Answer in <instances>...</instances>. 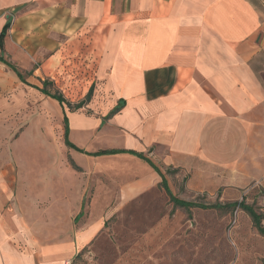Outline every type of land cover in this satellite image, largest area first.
Here are the masks:
<instances>
[{"label":"crops","instance_id":"crops-1","mask_svg":"<svg viewBox=\"0 0 264 264\" xmlns=\"http://www.w3.org/2000/svg\"><path fill=\"white\" fill-rule=\"evenodd\" d=\"M8 20L4 59L13 66L19 53L34 63L43 50L44 68L55 79L70 57L83 60L81 96L94 86L87 108L94 112H67L68 139L78 149L131 151L157 168L204 164L239 179L264 174V0H0V32ZM19 83L0 63V93ZM120 101L122 108L106 118ZM3 153L0 264H68L94 239L99 222L81 223L72 238L56 243L38 240L20 213L19 198L30 191L20 187L19 159ZM78 154L98 166L109 158L117 169L125 160L131 176L124 194L161 182L135 156Z\"/></svg>","mask_w":264,"mask_h":264},{"label":"rangeland","instance_id":"rangeland-1","mask_svg":"<svg viewBox=\"0 0 264 264\" xmlns=\"http://www.w3.org/2000/svg\"><path fill=\"white\" fill-rule=\"evenodd\" d=\"M19 54L15 66L24 79L36 73L27 84L41 88L45 81L49 92L61 93L72 105L85 99L86 82L77 68L81 58L70 57L65 72L58 67L52 79L44 68L46 52H38L34 63L26 53ZM88 105L75 112L85 108L86 115L93 114ZM67 112L21 82L0 93V157L4 150L19 159L25 184L20 187L30 191L19 198L20 213L30 219L38 240L56 243L72 238L81 223L99 222L94 239L68 264H263L264 238L247 214L211 206L244 202L264 216V174L242 182V174L204 164L190 169L159 166L174 197L207 208H174L160 184L130 196L121 192L131 176L125 160L118 161V169L109 158L98 166L65 146ZM67 150L80 171L70 165ZM78 212L81 216L74 220Z\"/></svg>","mask_w":264,"mask_h":264},{"label":"trees","instance_id":"trees-1","mask_svg":"<svg viewBox=\"0 0 264 264\" xmlns=\"http://www.w3.org/2000/svg\"><path fill=\"white\" fill-rule=\"evenodd\" d=\"M10 28V20H8L5 25L3 26L1 32H0V63L5 64L11 71H13L16 76L19 78L20 82L24 85L30 86L34 89H36L37 91H39L42 95L56 101L61 107H65L68 109V111L70 112H75L79 109H81L82 107H84L85 105H88L91 101L92 98V94H93V86L90 87L89 91L87 92L85 99L75 105L70 104L61 93L59 92H55V93H51L47 90V85L49 83H46L45 81L42 82V87L38 88V87H33L29 84L26 83L24 76L16 69L15 66H13L12 64L8 63L5 59H4V54H5V49H4V40L6 37V34L8 32ZM123 106V102L120 101V103H118V105L106 116V118H110L111 116H113L114 114H116ZM63 140H64V144L67 148H70L72 150H75L81 154H85L87 156H107V155H116V154H129L132 156H135L141 160H143L144 162H146L154 171L157 172V174L160 176L161 178V182H160V186L164 189L166 195L168 196L170 202H172L173 207L174 208H183V209H190V208H207L204 207L203 205H199L195 202H187L181 199H178L176 197H174L171 194V191L169 190L166 181L163 177V174L161 173V171L149 160L147 159L145 156H143L142 154L139 153H135V152H131V151H124V150H109V151H100L97 153H85L84 151L78 149L77 147H75L73 144H71L69 142L68 139V120L66 115L64 114L63 117ZM70 165L76 169L80 171V168H78L73 161H70ZM211 208H216V209H223V208H239L240 210H242L245 214H247V216L251 219L252 225L254 226V228L256 229V231L258 232V234L264 238V226L262 225V221L264 220V216L257 213L252 206L247 205L244 202H236L230 205H214L211 206ZM264 264V262H263Z\"/></svg>","mask_w":264,"mask_h":264}]
</instances>
